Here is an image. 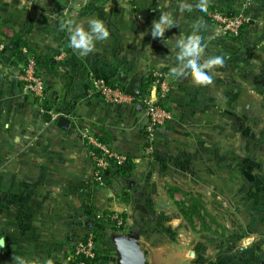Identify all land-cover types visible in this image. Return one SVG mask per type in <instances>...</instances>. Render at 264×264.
I'll return each mask as SVG.
<instances>
[{"label":"crops","instance_id":"obj_1","mask_svg":"<svg viewBox=\"0 0 264 264\" xmlns=\"http://www.w3.org/2000/svg\"><path fill=\"white\" fill-rule=\"evenodd\" d=\"M204 2L201 12V0H0V241H4L0 264H18L17 258L24 264H46L49 259L66 264L95 226L102 232L108 227L96 224L104 212L124 215L131 236L138 230L142 238L152 226L164 236L170 233L174 243L184 246L175 249L180 255L194 241L196 217L189 212L204 196L193 184L222 179V168L228 164L220 158L213 171L210 151L213 146L221 148L227 138L229 114H236L227 106L240 98L245 70L255 75V94L264 93V0ZM182 3L191 5L192 11L182 10ZM247 5L251 23L240 37L217 36L209 15H232ZM161 10L175 24L164 38L154 39L152 25ZM94 18L106 24L110 39L97 42L93 52L81 56L69 46L68 27L73 22L87 29V21ZM193 25L202 28L198 36L206 45L201 62L209 56L224 57L223 66L211 73L212 83L205 86L169 74L176 66V50L163 40L191 35ZM25 46L36 54L47 107L71 121L68 130L58 123L47 126L41 105L23 92L18 77ZM136 75L143 82L160 77L168 86L163 97L155 87L159 104L172 119L154 142L148 139V121L138 103L115 106L100 96L89 97L95 79L126 88ZM259 110L264 115V107ZM263 121L255 119V143H264ZM86 127L129 163V172H118L105 187L94 181ZM157 177L172 183L160 187ZM158 187L161 198L164 188L179 213L170 219L159 217L156 224L157 218L148 211L149 196ZM255 208L261 213L255 214L258 230L264 227V206ZM141 247L137 251L145 264ZM109 250L103 247L100 252Z\"/></svg>","mask_w":264,"mask_h":264},{"label":"rangeland","instance_id":"obj_2","mask_svg":"<svg viewBox=\"0 0 264 264\" xmlns=\"http://www.w3.org/2000/svg\"><path fill=\"white\" fill-rule=\"evenodd\" d=\"M243 77L240 98L233 101L232 106H227L229 112L235 113L236 110L235 115L229 114L228 117L227 138L225 141L222 139L221 148L213 146L210 151L213 171L220 158L228 164L225 169L222 168V179L212 178L193 184L195 190L204 196L194 206L205 207V212L201 210L200 214L203 217L206 213L211 216L210 219H203L208 225L196 218L197 226L192 229L194 241L185 246L182 255L175 249L184 246L176 244L173 235L167 233L164 236L154 226L146 229L145 236L140 238L138 230L131 236L129 227L119 229L109 225L96 242L100 257L98 264H122L121 253L126 246L136 249L142 246L141 250L146 254L145 264H264V237L261 235L264 227L255 230V214L261 213L255 208V195H252L257 193L264 197V143H255V119L261 122L264 119L259 110L260 106L264 107V93L255 94L257 89L252 72L245 70ZM255 112L260 115L255 116ZM155 182L162 187L161 183H172V179L157 177ZM162 189V198L159 187L158 192L149 196L151 211L148 213L157 218L156 224L159 217L170 219L179 213L177 206ZM256 231L259 237L255 236ZM103 247L110 250L102 253L100 250Z\"/></svg>","mask_w":264,"mask_h":264},{"label":"built area","instance_id":"obj_3","mask_svg":"<svg viewBox=\"0 0 264 264\" xmlns=\"http://www.w3.org/2000/svg\"><path fill=\"white\" fill-rule=\"evenodd\" d=\"M248 10L247 5L243 10L232 15L211 13L209 17L215 23L217 36L240 37L242 31L251 23ZM22 55L23 69L18 77L22 90L27 96L33 97L41 105L42 115L48 118L46 125H56L61 117L66 116L47 107L45 81L39 70L37 58L26 49L22 50ZM155 87L161 89L162 97L168 92V86L165 82L160 77H156L148 97L142 101L148 121L146 133L151 142L155 141L158 132L172 119L171 113L159 104ZM94 96H100L107 103L115 106L124 105L128 101L137 103L135 98L125 92V89H121L117 85L110 84L102 79L93 81L89 97ZM84 134L90 148L98 151L95 153L91 150V155L95 161L94 181L98 186L105 187L110 171L122 167L126 163L127 158L124 155L115 153L107 145L101 143L89 127H86ZM112 222H115L119 229L125 224L124 220L118 215L112 217ZM94 239V234L90 233L86 242H79L73 253L67 258L66 264H89L81 261L80 258L95 260L97 257V246Z\"/></svg>","mask_w":264,"mask_h":264},{"label":"clouds","instance_id":"obj_4","mask_svg":"<svg viewBox=\"0 0 264 264\" xmlns=\"http://www.w3.org/2000/svg\"><path fill=\"white\" fill-rule=\"evenodd\" d=\"M201 12L204 11L206 4L204 0L198 5ZM181 9L192 11V6L187 3L181 4ZM68 27L70 33L69 46L73 50H78L81 56H87L96 49L97 42L107 41L110 39V31L106 24L99 19H90L87 21V29L82 24L70 22ZM174 20L170 14L160 11L158 20L153 21L151 35L154 39L164 38L166 33L174 27ZM202 28L193 25L191 35L179 39H164L163 42L172 51H175L176 66L170 68V76L179 79L191 78L192 82L199 86L209 85L213 81L211 73L224 64L223 56H209L201 62L205 53L206 45L202 42L198 33ZM160 66H164L161 62ZM3 246V245H0ZM18 259V264H24L23 260ZM46 264H53L51 259Z\"/></svg>","mask_w":264,"mask_h":264},{"label":"trees","instance_id":"obj_5","mask_svg":"<svg viewBox=\"0 0 264 264\" xmlns=\"http://www.w3.org/2000/svg\"><path fill=\"white\" fill-rule=\"evenodd\" d=\"M17 41H18V43H19L21 46H24V45H25V44H24L19 38H17ZM23 48H26L29 52L31 51V50H30L28 47H26V46L23 47ZM31 52H32V51H31ZM31 54L34 55V56L36 57V54H34V52H32ZM155 81H156V78H154V77L151 76V77L145 79L144 82H143V84H142V86H141V92H142V94H143V97H142L141 100L137 101V103H138V105H141L142 110H144V107L142 106V101H143L146 97H148V95H149V91L151 90V88H152V86L154 85ZM117 86L120 87L121 89H125V85H122V84H120V83H117ZM99 141H100L101 143H103V144H106V143L104 142L103 139H99ZM91 150L94 151L95 153L98 152L97 150H94V149H92V148H91ZM128 164H129L128 161H126V163H125L122 167H119V168L116 169V170L113 169L112 171H110V173H109V178H108V180H107L106 185L109 184L111 178H113V176H115L118 172H119V173H122V174H124V173H128V172H129V170L127 169ZM252 195H253V196L255 195V204H256V205H263V206H264V197L262 198V197H261L262 195H258L257 193H254V194H252ZM194 209H195V211H194V210H190L191 212H189V214H190L191 216H195L196 218L199 217L201 220L205 219V217H208L209 219L211 218V216L208 215L207 213H206V216H205V217L201 216L200 211L202 210V211L205 212V210H204L203 207H196V206H195ZM113 216H115V213H112V212H104L103 215H102V217H101L100 219L96 220V224H97V225L99 224V226H101V225H103V224H104V225H107V226H109V225H110V226H116V223H115V222H112V217H113ZM118 216H120V217L124 220V222H126V218L124 217V215H118ZM186 216H187V214H186ZM203 221H204V220H203ZM213 222H214V221H213ZM104 225H103V226H104ZM125 226H126V223H125L124 226L121 227L120 229H124ZM91 232H92V233L94 234V236H95V239H94L95 242L99 241L100 234L102 233V229L99 228V227H97V226H95V227L92 229ZM88 237H89V236H86L82 242H86L87 239H88ZM80 260L83 261V262L89 263V264H98V262H99V260H100V257H99V254H98V252H97V257H96L95 260H87V259H85V258H80ZM80 260H79V261H80Z\"/></svg>","mask_w":264,"mask_h":264},{"label":"water","instance_id":"obj_6","mask_svg":"<svg viewBox=\"0 0 264 264\" xmlns=\"http://www.w3.org/2000/svg\"><path fill=\"white\" fill-rule=\"evenodd\" d=\"M143 84V78L139 76H133L130 83L126 86L125 92L135 98L137 101L141 100L143 94L141 92V86ZM139 109L141 110V105H139ZM71 121L66 117H61L58 120V127L62 130H68ZM89 229H92L93 224L89 223ZM0 245L4 246V241H0ZM0 246V249L3 248ZM122 264H143V259L141 258L139 252L134 246H126L121 253Z\"/></svg>","mask_w":264,"mask_h":264}]
</instances>
